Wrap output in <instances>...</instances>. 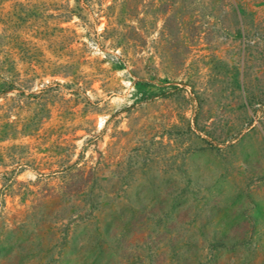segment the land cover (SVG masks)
Here are the masks:
<instances>
[{
  "label": "rangeland",
  "instance_id": "374dc122",
  "mask_svg": "<svg viewBox=\"0 0 264 264\" xmlns=\"http://www.w3.org/2000/svg\"><path fill=\"white\" fill-rule=\"evenodd\" d=\"M0 264H264V0H0Z\"/></svg>",
  "mask_w": 264,
  "mask_h": 264
}]
</instances>
